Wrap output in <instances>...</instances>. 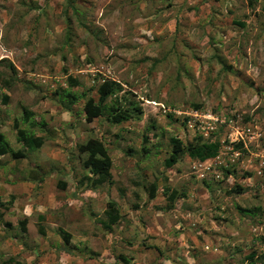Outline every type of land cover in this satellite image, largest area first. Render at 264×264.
<instances>
[{
  "label": "rangeland",
  "instance_id": "rangeland-1",
  "mask_svg": "<svg viewBox=\"0 0 264 264\" xmlns=\"http://www.w3.org/2000/svg\"><path fill=\"white\" fill-rule=\"evenodd\" d=\"M106 79L130 121H86ZM0 134V264H264V0H0ZM199 136L217 157L166 167ZM91 138L112 185L83 167Z\"/></svg>",
  "mask_w": 264,
  "mask_h": 264
},
{
  "label": "trees",
  "instance_id": "trees-1",
  "mask_svg": "<svg viewBox=\"0 0 264 264\" xmlns=\"http://www.w3.org/2000/svg\"><path fill=\"white\" fill-rule=\"evenodd\" d=\"M69 83L70 86L77 85V81L71 77H69ZM122 91L123 88L120 83L111 79L102 81L96 89L98 95L97 100H94V98H89L84 104L86 121L91 123L96 118L105 117L106 110L108 108L109 115L106 116V119L112 124H122L124 122H128L134 117V112H141V108L137 107L136 105L124 106L121 105L120 102H116L110 106L108 105V100ZM24 112V120H29L31 118V114L27 110ZM32 124L34 125L35 123ZM18 134V141L24 143L25 145L29 144L31 149H39L45 142L43 137H37L35 134L26 136L24 130H19ZM220 149L221 145L219 142L204 140L201 136L196 137L194 141L190 142L187 146H184L180 140L173 139L172 152L166 160V167L172 168L185 155H187L192 160L204 162L217 157ZM10 150L11 149L6 143L4 136L0 134V156L9 153ZM78 151L81 155H86V158L83 159L82 164L83 167L94 176V179L92 180L94 187L103 183H108L109 185L113 184L111 174L112 160L108 153V149L102 141L94 138L88 139L85 143L78 146ZM65 186V184H62L61 188H65ZM166 194L168 201L173 202L176 195L174 193ZM0 206H2L1 201ZM104 214L106 217L104 225L107 228L110 227V225L116 224L120 219L116 205L112 202L108 203V209ZM27 223V220L19 222V228L23 234H27L28 232ZM39 233L42 235L45 234L43 227L39 228ZM61 233L65 246H69L71 240L70 234L65 232Z\"/></svg>",
  "mask_w": 264,
  "mask_h": 264
},
{
  "label": "crops",
  "instance_id": "crops-1",
  "mask_svg": "<svg viewBox=\"0 0 264 264\" xmlns=\"http://www.w3.org/2000/svg\"><path fill=\"white\" fill-rule=\"evenodd\" d=\"M37 186V185H36ZM32 205H29V206H27V210H26V213H24V215H25V220H29V217L31 216L30 214H32ZM28 224V223H27ZM45 235V234H44ZM45 237V236H44ZM49 241V240H48ZM42 242H45L46 244H47V240H46V238L44 239V241H42ZM55 243L56 244H59V245H62L63 243H62V241L61 240H56L55 239Z\"/></svg>",
  "mask_w": 264,
  "mask_h": 264
}]
</instances>
